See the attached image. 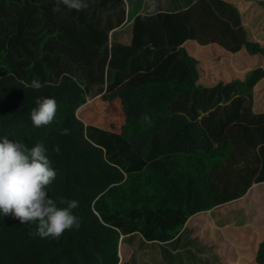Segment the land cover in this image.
<instances>
[{"label":"trees","instance_id":"16d2710c","mask_svg":"<svg viewBox=\"0 0 264 264\" xmlns=\"http://www.w3.org/2000/svg\"><path fill=\"white\" fill-rule=\"evenodd\" d=\"M155 2L87 0L82 11H56L57 0H0V137L44 145L57 172L48 196L77 200L80 218L78 230L53 239L34 234L38 222L0 216V264H222L190 219L218 206L219 226L259 223L243 196L264 182V113L252 95L264 70L204 86L183 44L264 47L248 40L231 2L167 0L171 12ZM33 79L59 86L24 87ZM96 95L120 100L119 133L76 115ZM44 96L57 112L37 128L30 110ZM121 243L130 248L122 261ZM253 255L264 264V240Z\"/></svg>","mask_w":264,"mask_h":264},{"label":"clouds","instance_id":"9594fccd","mask_svg":"<svg viewBox=\"0 0 264 264\" xmlns=\"http://www.w3.org/2000/svg\"><path fill=\"white\" fill-rule=\"evenodd\" d=\"M63 4L69 9L82 11L88 7L87 0H57V8ZM127 21H124V23ZM58 87L51 82L42 84L33 79L31 87ZM36 107L30 110V120L34 127L46 126L55 118L57 102L55 98L44 96L35 99ZM145 122H150L148 116ZM59 134H69V129H58ZM54 151L59 152V146ZM47 149L37 143L31 148L25 144L0 137V216L18 220L21 224L38 222L35 235L41 238L59 239L65 230L79 229L80 218L73 210L79 206L77 200L48 196V186L56 179L57 172L52 167ZM120 257V256H119Z\"/></svg>","mask_w":264,"mask_h":264},{"label":"crops","instance_id":"0c3cea01","mask_svg":"<svg viewBox=\"0 0 264 264\" xmlns=\"http://www.w3.org/2000/svg\"><path fill=\"white\" fill-rule=\"evenodd\" d=\"M160 1V5L162 8L159 11H176L178 9L171 2H167V0H157L155 2L158 4ZM227 2H231L236 6L239 10L240 18L245 26L247 32V38L249 41L259 42L262 47H264V8L261 6L260 2L257 0H224ZM127 3V7H128ZM148 2H145L141 9L138 10V14H144L146 12V8L148 7ZM188 7V6H187ZM154 9V8H152ZM154 11L153 14H155ZM214 44L217 47H214ZM184 47L193 59L196 61V66L199 72V68L201 65L205 63V60H210L212 69H216V71L225 72L220 79L216 82L210 84H204L203 82H198L204 86H214L219 82L228 83L233 80L244 81L247 79V75L250 72L255 71L256 69L264 70V52H258L256 54H251L249 52L244 53V49H240L237 52H231L230 50L224 48L222 45L218 43H210L202 45L198 43L195 39H188L184 42ZM207 47H211V50H206ZM240 56V57H239ZM232 61V62H231ZM216 63V64H215ZM253 95V111L255 113L262 114L264 113V76L254 85L252 88ZM248 198V203H246V207L249 209V212L254 214L255 218L259 221L256 225L252 223L246 225H237V224H228L225 226H231L235 228H239L240 226H247L249 228H259L261 231H264V222L260 223V211L261 206L264 208V182L253 183L248 192L243 196V198ZM218 207V206H216ZM216 207L208 210L212 211L214 214V209L216 212ZM250 213V214H251ZM196 216V215H195ZM191 221V219H190ZM214 224L218 225L216 218L213 216ZM196 225V224H195ZM216 225V226H217ZM197 228L201 229L200 225H196ZM224 227V226H219ZM264 240L261 239L260 241ZM257 247V246H256ZM130 249V248H128ZM130 255V250L128 251V255Z\"/></svg>","mask_w":264,"mask_h":264},{"label":"rangeland","instance_id":"374dc122","mask_svg":"<svg viewBox=\"0 0 264 264\" xmlns=\"http://www.w3.org/2000/svg\"><path fill=\"white\" fill-rule=\"evenodd\" d=\"M254 1L257 2V0ZM214 47L216 48L217 45L214 44ZM206 50L209 52L211 47H207ZM244 53H247V51H244ZM210 60L212 59L205 60V63L199 68V83L203 82L208 85L216 82L225 73L212 69ZM76 115L86 125H96L118 133L125 123L124 110L120 100L115 99L108 102L104 101L100 95L89 96L84 105L77 109ZM234 207H236V204ZM260 209H262V206ZM213 216L212 211H200L189 221V224L193 226L199 224L201 227L200 236L205 241L217 244V251L223 258L222 264H257L252 261L254 259L253 254L260 240L264 238L262 236L264 231L247 226H240L239 228L231 226L219 227L214 224ZM214 217L216 218V215ZM220 217L229 216L226 211H222ZM231 224L234 225V223ZM197 232L199 231L197 230ZM128 248L126 244H120L118 252L120 261L126 259V255H128L130 250Z\"/></svg>","mask_w":264,"mask_h":264}]
</instances>
